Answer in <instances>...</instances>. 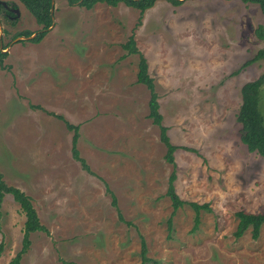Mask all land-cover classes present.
I'll use <instances>...</instances> for the list:
<instances>
[{
  "label": "rangeland",
  "instance_id": "374dc122",
  "mask_svg": "<svg viewBox=\"0 0 264 264\" xmlns=\"http://www.w3.org/2000/svg\"><path fill=\"white\" fill-rule=\"evenodd\" d=\"M0 2V174L31 199L46 230L29 235L21 264H142L140 236L144 264H264V225L256 240L250 229L233 235L236 212L264 213V159L241 142L236 121L241 86L264 72V59L230 76L264 49L257 4L157 0L141 16L123 4L86 10L54 0V26L32 43L16 37L41 31L32 15L19 0ZM130 36L179 147L174 167L148 118L149 92L136 81L138 55L122 48ZM258 108L264 118V84ZM65 121L79 126L76 149L90 173L72 158ZM173 171L179 198L211 209L200 211L195 232L188 204L168 229ZM106 188L131 225L118 220ZM24 221L5 195L0 264L20 250Z\"/></svg>",
  "mask_w": 264,
  "mask_h": 264
},
{
  "label": "trees",
  "instance_id": "16d2710c",
  "mask_svg": "<svg viewBox=\"0 0 264 264\" xmlns=\"http://www.w3.org/2000/svg\"><path fill=\"white\" fill-rule=\"evenodd\" d=\"M157 0H66L69 6L78 5L86 10H91L96 4H105L107 6L116 7L119 4H123L127 7L136 9L140 12L142 16L145 11L152 8ZM173 6H178L182 3L180 0H164ZM244 3L257 4L264 14V0H242ZM19 2L27 9V11L32 15L35 23L40 26L41 31L37 32L35 37L30 40L32 43H39L46 35L48 28L52 24V0H19ZM2 8V5H0ZM7 15H12L7 10L5 11ZM139 23V22H138ZM32 32L23 31L16 35V37H29ZM255 35L258 39L264 42V28L258 26L255 30ZM122 48L126 51V55L137 54L138 64H137V74L136 81L139 84L144 85L149 92L148 100V118L151 119L152 123L159 130V140L164 145L165 160L172 164L174 167V152L179 148L170 142L167 135V128L162 125V115L159 112L158 96L155 92V85L153 78L149 75L148 65L145 57L139 53L136 48L133 36H130L127 41L122 44ZM0 56L2 54L0 53ZM259 59H264V49L260 50L253 58L245 61L239 69L232 72L230 76L238 75L244 68L252 65ZM264 84V72L255 80L249 81L241 86V105L239 107L238 113L236 115V121L241 125V142L246 146L247 150L251 153H257L260 157L264 159V118L258 108L260 89ZM59 120H64L61 116H56ZM65 126L68 130L73 132L72 135V147L71 153L72 158L78 161L83 170L90 173V170L86 162L80 157L78 150L76 149L77 140L79 138V126L72 125L65 121ZM187 151H192L190 148H181ZM175 173H171L168 179V185L166 189V196L169 198L172 206L171 216L169 217L167 224L168 229L171 228V218L174 216L175 212L182 207L184 204H188L194 210V225L192 232L198 229L200 223V211H211L207 203L198 204L195 202H184L175 192L174 187ZM108 195L111 198V205L115 208L117 212V217L120 222L126 225H131L125 222L116 203V198L112 192L106 188ZM5 195H10L14 202L19 205L20 211L25 216V221L22 229V241L21 248L15 254L13 258L10 259L8 264H21L22 256L27 252L30 246L29 235L33 232L42 231L45 232V228L40 224L37 213L31 203V199L21 190L16 187L8 186L2 179L0 174V209L4 200ZM237 218L236 229L233 233L235 238H240L243 234L250 229L251 238L253 240L258 239L261 227L264 225V213H248L245 211H238L235 213ZM140 256L142 259V264L149 262L146 257V244L144 239L140 236ZM3 244L0 243V255L2 253Z\"/></svg>",
  "mask_w": 264,
  "mask_h": 264
},
{
  "label": "water",
  "instance_id": "95a60500",
  "mask_svg": "<svg viewBox=\"0 0 264 264\" xmlns=\"http://www.w3.org/2000/svg\"><path fill=\"white\" fill-rule=\"evenodd\" d=\"M182 1V0H180ZM0 4L3 6V7H6V4L4 2H0ZM53 10H54V0H52V8H51V15H52V24L51 26L48 28V30H50L53 26H54V18H53ZM11 12L15 15V17H18L19 16V11L17 9H12ZM1 25H0V51L1 52H5L3 49H2V43H1ZM36 34H32L31 36L29 37H24V36H21L19 37V39L23 40V39H29L31 40L32 38L35 37Z\"/></svg>",
  "mask_w": 264,
  "mask_h": 264
},
{
  "label": "flooded vegetation",
  "instance_id": "af4514ba",
  "mask_svg": "<svg viewBox=\"0 0 264 264\" xmlns=\"http://www.w3.org/2000/svg\"><path fill=\"white\" fill-rule=\"evenodd\" d=\"M11 9H12V8H10V9H7V11H8V12H10V13L12 14V12H11Z\"/></svg>",
  "mask_w": 264,
  "mask_h": 264
}]
</instances>
